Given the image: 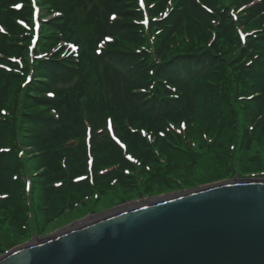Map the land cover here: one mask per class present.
<instances>
[{
	"label": "rangeland",
	"instance_id": "obj_1",
	"mask_svg": "<svg viewBox=\"0 0 264 264\" xmlns=\"http://www.w3.org/2000/svg\"><path fill=\"white\" fill-rule=\"evenodd\" d=\"M81 1L82 3H79L78 0L72 2L61 0V11H51L50 9L45 10L40 0H35L30 3L28 8L25 7L31 21L20 20L24 22L20 25L23 28L28 26V30L32 32V37L28 39L29 55L19 52L24 68L19 69L16 65V68L6 69V71L12 70L9 74L17 78L20 84L16 86L13 94L9 90H5L4 107L2 111L0 110V118H6L2 122H8L15 114L16 109L21 108L23 102H27L28 99L34 101L33 104L26 105V109L38 110L36 114H38L40 138L47 139L50 148L31 146V144L23 141V138L20 143L22 135L20 128L23 124V117H20L18 132L21 135L18 136V146L24 154V158L23 165L17 173H19V179L21 178L25 182V193L30 194L24 202L27 209H29L30 217L25 216V219L22 220L15 213L24 209V203L18 208L20 197H14L8 191L10 189L2 190V188H6V183L10 182L9 178L4 177L0 182V206L4 208L0 210V256L26 244L37 235L50 236L66 228H71L88 217L94 219L95 216L116 211L125 205L129 206V204L142 202V198L135 196L134 199H128L129 202L114 199V201L109 200L108 203L106 199H108V194H111V183L108 182L107 185L105 183L107 178L97 177V169L95 171L94 167L92 171H88L87 167L81 169L79 165V169L72 168V171L71 169L68 170L69 166L63 167L64 170H68L67 175L71 178V182L76 181L74 183H82L87 178L90 180L91 176L86 177L89 172L91 175L95 174L97 189L94 186L95 190L92 192L89 190L84 191V189L76 191L72 187L65 188L66 186L61 184L58 185L59 187L53 188L54 181L59 183L61 180L64 182L62 179L64 170L60 165V161L73 152L75 148L73 147L74 140L81 141L82 135L90 134L91 141L93 138V144L98 145L101 143L98 138L108 132L115 133V126L135 123L136 127L140 126L141 128L144 124L142 121L143 115L148 116L145 108L135 101L138 99L133 97L135 95L144 100L143 104L150 105L151 101L147 99L150 94L140 93V90L145 89L143 79L135 78L136 82L134 84L131 73L128 72L129 74H127L123 67H119L126 64L127 68L130 66L128 65L130 62L118 60L120 65H115L113 62H107L104 59L106 53L114 52L113 55L116 56L117 51H123L127 58L132 60L133 64L137 61V57H150L152 61L160 60L187 43L194 42L206 48L205 42L207 44L212 43L216 38V42L223 43L222 38L219 40L218 28L222 24L228 25L232 20L234 28L242 34H246L243 39L240 38V34H237L242 43L250 37L256 40L264 39V0H195V8L199 12L202 10L207 15V19L209 18L207 23V19L198 18L201 25V35L196 30L193 32L188 31L184 21H182L184 28H173V34L165 40L163 45L155 42L156 27H160L158 25L160 22L168 20L177 9L185 6L184 0H162L161 7H156L155 3V1L160 2V0H141L144 3V10L140 9L138 4L130 3V0ZM172 5V12L167 16H163ZM23 8L21 7L18 10L20 11ZM35 8L38 9V14L34 12ZM155 9L157 10L155 11ZM160 9L161 12L158 13ZM235 10L238 11L236 12L237 15H235ZM114 15L115 19L112 18ZM75 16L76 18H74ZM194 17L196 16L189 17V19ZM62 19L60 25L56 24L57 21ZM144 19H146V24L142 25ZM154 20L156 21L154 22ZM255 22H263L262 28L258 29ZM35 23L39 24L37 30H34L33 27ZM72 23H75V25ZM42 24L49 27L47 28L48 31L61 33L62 38L56 41L47 39L43 40L46 43H42V39H40V33L43 29ZM117 24L116 31L114 27ZM125 27H129L130 30L120 33ZM3 30L5 31V29ZM0 32L2 33L1 28ZM234 34L236 35V33ZM213 37L214 40L211 41ZM234 40H236V37ZM216 42L213 43L212 47L215 46ZM31 47L35 55L39 54L38 58L46 56V53L51 56L48 61L59 62L61 65L66 64L68 67H65L66 70L60 73L46 75V72L40 69L39 66L35 67L34 62L36 59L32 58L35 55H33ZM160 47L161 56L157 53ZM237 48V45L232 47L233 50ZM37 49L41 51L37 52ZM153 50L156 51V54H153ZM24 58L27 59L28 65H26ZM61 60H67L68 62ZM250 60L253 59L250 58ZM30 66H32V71L29 69ZM132 68L138 71L139 65L137 64ZM207 71L199 73V77L192 80L189 87L185 86L180 79H172L171 77L170 79L165 75L163 76L167 80L168 92L171 94L170 99L165 101V103H169V106L164 109L171 116L174 113H178V116L173 117V119L168 115H163L165 114L163 111H155L154 117L150 120L156 122L155 119L160 121V118L166 117L163 130L168 127L169 123L170 130L174 132L175 129L181 130L179 128L180 121L185 123L187 135L190 138V148L195 150L190 158L194 161L196 156L201 157L198 158L195 165L187 166V164H184L181 167L178 164L173 168L174 172L169 173L170 178L163 180L159 177L164 183H159L156 179V187L146 195L155 194L152 196L161 197V194H166L163 191L180 193L195 186L202 187L244 176L264 177V131H250L248 129L252 123L250 121L254 113L258 112L259 108L256 105L252 106V103L259 99L261 102L264 101V90H261L258 85H253L257 82L255 79H252L250 83L243 84L240 82L243 89L235 83L234 87H238L235 88L237 89L236 96L231 94L232 97L229 100L221 102L218 100L216 107L215 103L208 98L206 85L213 86L214 84L213 87H217L218 81H207ZM22 73H24L23 77H19L18 74L22 75ZM130 82L135 87H129ZM135 91L138 93H134ZM184 91L186 93L190 92L192 96L190 100L187 98L181 100L185 96ZM32 92L41 95L42 99L36 98L35 95H32ZM49 93H53V95H49ZM230 105L235 107L236 114H232ZM22 112L24 113V111ZM7 113H11V115L7 117ZM260 114H264V107L255 116ZM262 124L264 125V117ZM10 128L14 129L12 126ZM141 130L148 131L146 128H141ZM185 130L182 129V131ZM0 131H2L1 124ZM158 131H162V129H157L156 133ZM156 133L154 132L152 135H154L157 142L160 132ZM147 134L150 133L147 132ZM11 136L12 134L0 135V148L11 145L9 141ZM234 141L235 147L231 149ZM170 142L174 144L172 140ZM114 143L116 142L114 141ZM170 148L172 149V147ZM171 149L168 152L164 151V153H171ZM41 152L45 155L53 152L59 159V161L58 159L56 161L57 167L48 165L51 171L50 174L43 164H39V160H34V157H32H40L43 160L45 155L40 156ZM230 153L232 156H230ZM173 155L174 158L180 162L182 161L181 163L187 160L190 161L185 155H179L180 157ZM69 161H74L73 157H70V160L67 161L68 165ZM4 162L7 161L4 160ZM109 164L107 163L106 166H109ZM71 165H73L72 162ZM179 169L184 174L178 172ZM13 180L17 182V179ZM83 185L84 183L80 186ZM101 185L103 188L100 187ZM49 186L56 191L48 192ZM99 187L103 190L101 194ZM72 191L75 194L72 195ZM59 193L62 194L63 205L65 206L61 211H57L62 206ZM45 194L48 197L50 196V199L45 200ZM157 198L153 197V199ZM149 199L146 198L143 202L149 201ZM16 203L18 209L15 207ZM45 204L53 208V211L56 210L61 213L62 217L58 220L53 217L48 221L45 220V222L39 223L36 215L39 210L43 209ZM126 208L124 207L122 210ZM1 211L6 212L2 213ZM71 215L76 216H72L70 219ZM63 218L65 222H62ZM37 226L41 228L40 231Z\"/></svg>",
	"mask_w": 264,
	"mask_h": 264
},
{
	"label": "trees",
	"instance_id": "obj_2",
	"mask_svg": "<svg viewBox=\"0 0 264 264\" xmlns=\"http://www.w3.org/2000/svg\"><path fill=\"white\" fill-rule=\"evenodd\" d=\"M43 8L45 10L50 9L61 11L60 10V3L61 0H40ZM72 2L73 0H65V2ZM155 1V0H154ZM185 6H183L181 9H177L168 20L160 22L156 27V40L155 42H159L161 45L165 43V40L168 39L170 35L173 34V28L180 27L181 29L184 28L182 21H184V24L186 25V28L188 31H194L196 30L199 35H201V25L198 22V18L200 19H207V15L200 10V12L195 8V0H184ZM220 1V0H219ZM22 2L23 3V9L18 10L16 9V4ZM79 3H82L81 0H78ZM130 3H138L137 0H130ZM127 2V3H129ZM156 7L160 6L162 4V0L155 1ZM221 5V4H220ZM218 6V8L220 7ZM30 6V0H0V23L5 29L4 32H0V110H3L4 104V94L5 90H9L11 94L14 93L16 86L19 85L18 79L13 77L12 74H9L12 70L6 71L5 65L8 67V69L16 68L17 65L20 69V66L13 62L14 57H19V52H22L24 54L29 55L28 51V39L29 37H32L31 31H29L27 28H23L19 20L25 19L26 21H31L30 16L27 14L25 7L28 8ZM77 7V6H73ZM83 7L86 8L85 5ZM198 8V7H197ZM158 9V8H157ZM155 9V11L157 10ZM173 5L168 9L167 15L172 12ZM50 11V13H52ZM161 12V9L158 11V13ZM142 13V12H141ZM163 15V16H167ZM29 16V17H28ZM196 16L192 19H189V17ZM76 18V16L74 17ZM209 19V18H208ZM208 19L206 23L208 22ZM63 19L61 21H57L56 24L60 25L62 23ZM156 20H154L155 22ZM248 23V22H247ZM75 25V23H72ZM119 24V23H118ZM117 25H115L114 30L117 31ZM255 24L258 26V29L262 28L263 22H255ZM32 25V24H30ZM143 25V24H142ZM227 24H222L218 28V35L219 40L221 38L223 39V43L216 42V39L214 40V37L211 38L212 43H206V48L199 46L200 44L193 43H187L183 44L181 47L177 48L172 54L166 57H162L160 60H150V57L144 58V57H137L136 62H133L132 60L127 58V55L123 51H117L116 56L113 55L114 52H108L105 54V58L107 62H113L115 65H120L119 61H125L130 62L129 67L126 68V64L123 67V69L131 73V77L133 78V83L135 84L136 79H143V83L145 85L144 90H140V93L150 95L147 96L148 100L151 101L150 105L143 104L144 100L139 99L135 95L133 97L137 98L138 100H135L138 105H142L145 108V112L148 116L143 115L142 121H143V127L146 128L149 133H156L157 129H162V131L158 132H164V136L158 135V141H155L154 135L153 138L147 137L145 134L142 133V130L140 126L136 127L135 123L132 125H123V126H115V132L116 134L127 144L128 149L125 151L121 149L114 141L111 139L109 132L106 135H101L98 140L101 142L98 145L93 144V138L91 141L90 137V145H87L85 142V139L87 136L82 135V139L80 140H74L73 152L70 153V156H65L66 158H62L60 161V165L63 169V167H68L69 169L75 168L79 169V167L86 168L88 171H92V168L94 167L95 171L97 169V177L101 178H107L105 183L110 182V192L111 194H108V199H106L109 203V200L114 201V199L118 200H125L127 201L130 198H133L135 196L141 198V196H144L151 192L156 187V179H158L159 183H164L159 177H161L163 180L166 178H170V174L174 172L173 168L176 167L178 164H180L181 167L184 166V164H187V166L195 165L198 161V158L201 156H196L194 158V161L191 160L190 156L191 154L195 153V150L190 148V138L187 135V131L180 130L179 133H176L172 130H170L169 123L168 127H165V118H160V121H152L150 118L154 117L155 111H163L165 114L168 115L171 118L178 116V113H174L173 116L168 114V111H165V107L169 106V103H165L166 100L170 99V93L168 92V85L167 80L163 77L164 75L168 78L172 79H180L185 84V86H190V82L192 80H195L198 78V74L202 73L203 71H207L208 73V79L207 81L216 80L218 81L217 87L213 84L211 86L210 84H207V93L208 98L212 100L215 103V106L217 107V101L220 102L223 100H229L232 95L237 94L238 87H234V84L237 83L240 85V82L244 83H250L252 79H255L257 82L253 85H258L261 90H264V39H254L253 37L247 38L244 43L241 42L239 36H237L238 31L234 28L233 20ZM42 30L40 33V39H42V43H46L43 40L51 39V40H60L62 38L61 33L48 31V26H44L42 24ZM229 29V33L227 34ZM130 30L129 27L123 28L120 33H125L126 31ZM236 33V35L234 34ZM236 37V40L234 38ZM158 38V39H157ZM256 38V37H255ZM255 43L253 44V42ZM215 46L212 47L213 43H215ZM210 45V46H209ZM238 46L236 50H233V46ZM162 47V46H161ZM161 47L159 50H157V53L161 56ZM257 49V50H256ZM32 51V50H31ZM40 49H37V52H40ZM110 51V50H109ZM32 54V53H31ZM150 54V53H149ZM153 54H156V51L153 50ZM33 55H35V52L33 50ZM46 56H41L38 58L39 54L32 57L33 59H36L34 62L35 67L39 66L40 69H42L44 72H46V75H51L53 73H60L61 71L66 70L65 67H68L66 64H59V62H52L48 61L51 59V56L46 54ZM152 57V55L150 54ZM253 59V60H250ZM60 59V58H59ZM62 59V58H61ZM65 59V58H63ZM119 60V61H118ZM24 61L26 65H28L27 59L24 58ZM68 62L67 60H61ZM141 61H143L141 63ZM252 63H254L252 66H250ZM139 65L138 71H136L133 66ZM5 68V69H4ZM54 68V69H53ZM132 68V69H131ZM30 71H32V66H30ZM135 70V71H133ZM8 72V73H7ZM24 72V70H22ZM23 74H18L19 77H23ZM170 78V79H171ZM210 82V83H211ZM18 83V84H17ZM131 83V82H130ZM134 84H130L129 87H135ZM252 85V84H251ZM240 88L243 89V85H240ZM138 93V92H134ZM184 98H187L190 100L192 98L190 92L186 93L184 91ZM232 94V95H231ZM32 95H35L36 98L42 99L41 95H39L36 92H32ZM147 99H145L147 101ZM240 99V98H239ZM37 101V99H35ZM262 100V98H261ZM190 102V101H189ZM34 101L28 99L27 102H23L21 105V108L16 109V112L12 117L8 120V122H2L5 121L6 118L1 119L0 118V124H1V130L0 135L7 134L12 136L9 138V141L11 142V145L6 148H0V182L5 178H9L10 182L6 183V188H2V190H8L12 193L14 197L19 196L18 204L16 203V209L21 207V204L25 202L26 199L29 198L30 194L25 193V182L20 178L19 179V168L23 165V158L24 154L20 151V148L18 146V136L21 135L18 132V120L20 117H23L22 121L23 124H21V140L23 138V141L27 142L28 144H31V146H36L37 148H50L48 145L47 139H42L40 131H39V124H38V110H28L26 109V105L33 104ZM142 103V104H141ZM191 103V102H190ZM256 103V104H255ZM232 105V103H231ZM230 105V106H231ZM256 105L259 106L258 112L254 113L252 119L250 122L251 125L248 127L250 131L258 130L259 132L264 131V125L263 117L264 114H260L258 116H255L257 113L260 112L261 108L264 107V101L262 102L259 100L252 103V106ZM25 109V110H23ZM231 112L232 114H236V110L234 106H231ZM24 111V113L22 112ZM23 113V114H22ZM11 113H7V117H9ZM180 115V114H179ZM177 118V117H176ZM174 119V118H173ZM14 127V129H11L10 126ZM26 132V133H23ZM158 132L156 134H158ZM105 133V132H104ZM17 137V139H16ZM84 137V138H83ZM94 137H96L94 135ZM173 141L174 144H171L170 141ZM77 142V143H76ZM172 147V149L168 146ZM3 145V144H2ZM158 147H157V146ZM235 147V141L233 142L231 149H234ZM169 149H171V153H164V151L168 152ZM175 152V153H173ZM177 153V154H176ZM89 154L91 155L90 158L92 159L91 167L88 165L89 160ZM131 155L133 157V161L129 160L127 158V155ZM180 155V156H187L190 161H185L181 163L179 160L174 158V155ZM45 154L43 152L40 153V156H44ZM179 156V157H180ZM27 158V156H25ZM34 160H39V164H43L46 171L50 174L51 171L48 168V165H51L53 167H57V159L58 157L53 153L46 154L43 157V160H41L40 157L35 158ZM70 157H73L74 161H71L73 165H71V162L69 161V165L67 164V161L70 160ZM128 159V160H127ZM6 160L7 162H4ZM184 160V159H183ZM59 161V159H58ZM95 161V166H94ZM107 163H110L109 166H106ZM46 165V166H45ZM79 165V167H78ZM170 165V166H169ZM64 170V169H63ZM68 170H64V176L63 181L60 180V182H53V188L59 187L61 185L66 186L65 188H73L74 190H82L84 191L89 190L92 192L97 189V182L95 180L94 175H92V181H90L88 178L87 180L83 181V186H80L82 183H74L71 182V178L67 175ZM178 172L184 174L181 169L178 170ZM141 175L139 176V174ZM18 175V176H17ZM91 173H87V177L90 176ZM13 179H17V182ZM19 179V180H18ZM135 179V180H134ZM167 182V181H165ZM65 183V184H64ZM59 185V186H58ZM14 186V187H12ZM63 186V187H64ZM74 186H80V187H74ZM95 186V188H94ZM103 188V186H100ZM99 189V192H103L101 188ZM109 188V187H108ZM61 189V188H60ZM59 189V190H60ZM48 192L56 191L53 190L51 186L47 189ZM117 191V192H116ZM116 192V193H115ZM31 193V191H30ZM75 194L74 191H72V195ZM60 196V202L62 206L57 211H61L65 206L63 205L62 200V194L59 193ZM50 199V196H46L45 194V200ZM77 199V198H76ZM15 200V198H14ZM13 200V201H14ZM53 200V198H52ZM105 200V201H106ZM55 203V201H54ZM117 203V202H116ZM18 206V208H17ZM72 206V205H71ZM26 208V209H25ZM3 210L0 206V210ZM27 209L26 204L24 203V209L18 210L17 215L20 219H25V216L27 218L30 217V213ZM56 210L53 211V208H50L48 204H45L43 209L39 210L36 217L38 216V222L43 223L45 220H49L53 217L55 219H59L62 217ZM2 212V211H1ZM6 212V211H3ZM2 212V213H3ZM11 214L13 212H10ZM65 214V211H64ZM60 215V216H59ZM72 216L71 215L70 219ZM44 218V219H43ZM54 219V220H55ZM60 222V221H59ZM62 222H65L64 218L62 219ZM38 227V226H37ZM39 231L41 230L40 227ZM47 230V229H46ZM13 233V231H11Z\"/></svg>",
	"mask_w": 264,
	"mask_h": 264
},
{
	"label": "water",
	"instance_id": "obj_3",
	"mask_svg": "<svg viewBox=\"0 0 264 264\" xmlns=\"http://www.w3.org/2000/svg\"><path fill=\"white\" fill-rule=\"evenodd\" d=\"M235 180L104 213L0 264H264V179Z\"/></svg>",
	"mask_w": 264,
	"mask_h": 264
},
{
	"label": "bare ground",
	"instance_id": "obj_4",
	"mask_svg": "<svg viewBox=\"0 0 264 264\" xmlns=\"http://www.w3.org/2000/svg\"><path fill=\"white\" fill-rule=\"evenodd\" d=\"M233 181H236L235 179L234 180H232L231 182H233ZM174 195V194H173ZM166 196H170V195H164V196H161L160 198L161 199H163V198H166ZM159 198V199H160ZM160 199V200H161ZM154 200H149V201H147V202H139V203H133V204H129V206H123V207H120V208H118L116 211H112L110 214H113V213H116V212H121L122 211V209L124 208V207H127L126 208V210L127 209H131L132 207L131 206H133V208H135V207H139L140 205H143V204H146V203H151V202H153ZM156 201H159V200H156ZM128 207H131V208H128ZM106 214V213H105ZM108 214V213H107ZM105 216H107V215H104V214H101V215H98V216H95V217H93L94 219H92V217H88V218H86V219H84V221L83 222H81V223H78L76 226H80L81 224H83V223H87V221L89 222V220L90 219H92V220H90V221H93V220H95V219H99V218H101V217H105ZM16 249H18V247L16 248ZM16 249H14V250H16Z\"/></svg>",
	"mask_w": 264,
	"mask_h": 264
},
{
	"label": "snow or ice",
	"instance_id": "obj_5",
	"mask_svg": "<svg viewBox=\"0 0 264 264\" xmlns=\"http://www.w3.org/2000/svg\"><path fill=\"white\" fill-rule=\"evenodd\" d=\"M165 15H167V13H165ZM112 18L115 19V15ZM49 95H53V93H49Z\"/></svg>",
	"mask_w": 264,
	"mask_h": 264
}]
</instances>
